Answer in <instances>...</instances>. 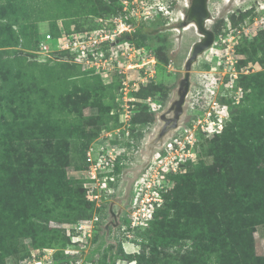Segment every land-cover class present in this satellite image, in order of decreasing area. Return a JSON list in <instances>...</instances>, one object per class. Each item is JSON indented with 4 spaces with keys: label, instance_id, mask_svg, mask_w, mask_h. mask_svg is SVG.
Segmentation results:
<instances>
[{
    "label": "rangeland",
    "instance_id": "374dc122",
    "mask_svg": "<svg viewBox=\"0 0 264 264\" xmlns=\"http://www.w3.org/2000/svg\"><path fill=\"white\" fill-rule=\"evenodd\" d=\"M5 1L0 0V3ZM15 1H22L21 5L24 7L18 21L31 24L32 19L27 16L29 14L32 18L35 15L44 19L36 23L39 37L50 33L54 40L49 43L52 50L49 56L37 54L32 48H24L18 44L5 47L11 60L21 59L19 63L14 62L12 75L34 81L39 88L47 86L49 90L43 91L49 94L47 98L52 101H58L63 88H72L74 82L80 84L88 79L96 88L97 99L101 102L99 104L105 105L103 108L90 105L83 109L84 120L80 130L82 136L92 138L87 148L92 149V157L98 155L100 148L105 145L109 146L107 151L114 154L120 148H128L130 144L131 146L128 148L130 160L120 169L116 189L107 194L104 190L100 192V188L89 192L84 187L85 181H88L84 170L87 168L86 156L83 167L76 169L79 161L75 159L76 148L70 143L69 159L66 158L63 164L68 186L65 191L69 195L72 189L71 194L75 195L79 187V213L73 204L67 207L64 203L66 207L61 204L56 209L72 211L69 220L51 217L45 221L34 216L26 225L18 226L13 222L3 226L0 230L3 238L0 246L5 256L0 259V264H144L139 261L146 258L155 262L161 260L165 264H215L225 255L226 248H223H228L232 240L237 238V242H244L243 256L247 259V264H264V221L254 225L250 243L241 240L242 236H237L246 226L245 222L239 221V227L233 223L226 225L221 214L213 211V208L201 212L196 209V203H191L190 214L196 220L192 225L195 240L184 239L168 243L163 234L169 228L167 213L170 206L167 204L173 199V188L180 183L181 175H190L185 183H180L179 188H185L181 194L194 193L197 198L193 202L208 194L220 207L229 202L225 193L231 191L228 185L230 182L225 180L222 189L219 188L217 193L211 188L217 184H205V191L199 185L193 165L199 160L205 162L207 169L203 177L207 174L210 177V173L215 171L214 165L219 163L211 151L209 141L219 137L230 120L231 108L238 104L243 95L242 86L239 84L241 76L264 69L262 51L258 53L260 59L247 58V54L239 51L243 44L249 50L255 36L264 30V0H208L210 18L206 26L214 32L215 39L212 46L192 64L191 86L179 126L163 136L161 145L154 144L163 124L160 114L176 99L178 83L185 71V62L190 56L193 44L202 38L196 27L186 22L190 0ZM104 2L121 5L122 12L112 13L108 17L102 16V20L90 14V9ZM248 9H252V14L241 19V13ZM105 18H112V21L108 22ZM233 21L237 23L234 24ZM94 22L97 26L92 29L96 28L102 38L105 39V35L114 37L115 34L117 36L113 40L119 39L118 42L108 43L113 44V58H117L119 63L115 68L109 64L110 69L104 70L101 75L94 73V70L86 73L89 68H85L84 62L77 63L74 58L66 60L68 51L59 50L64 46V38H60L62 34L72 37ZM121 23H126L124 28ZM3 24L9 25V22L4 20ZM138 27L144 30L142 45H137L133 37ZM13 28L18 30L20 27L14 25ZM120 29L123 30L121 33ZM97 52L104 50L99 49ZM58 61L68 64H60ZM102 62L101 60L98 63ZM43 64L52 66L53 70L42 72ZM150 85H159L161 88L149 93ZM147 111L151 116L145 122L142 119ZM256 111L264 113V100L260 101ZM115 116L118 118L117 122L114 120ZM120 118H126L127 121L121 123ZM213 120L222 124L220 131L210 130ZM203 125L208 126L210 132L206 134L209 135L202 133ZM46 134L50 136V131ZM175 139L178 151H174L173 155L180 152L179 146L186 144V151L191 152L190 158L181 164L180 170L160 177L162 172L167 171L161 168L162 159L168 153L164 144ZM25 140H30L29 132H26ZM19 146H9L6 158L13 162V167L19 172L23 171L24 166L22 156L31 151L41 167L62 162L53 158L42 145L37 150L32 148L26 151L29 150V142H23L24 154L16 156ZM242 156L245 167H251L253 171L256 169L263 177V158L257 148L242 149ZM236 158L234 155L233 159ZM188 162L192 164L188 165ZM217 167L219 170L218 165ZM23 175L19 174L20 177ZM138 179L145 180L144 183L151 179L149 184L160 190V200L154 205L152 217H146L145 223L142 219L140 225L132 227L127 222L131 205L135 197L141 194L138 204H141V198L144 197V183H137ZM51 194L55 195L53 201L56 202L58 194L55 191ZM259 204L258 200L253 201L254 208H258ZM155 218L160 226L154 229L149 240L142 233L156 224ZM230 227L235 228L230 230ZM158 230L163 232L160 233L163 241L153 242ZM126 254H132L133 257L127 258Z\"/></svg>",
    "mask_w": 264,
    "mask_h": 264
},
{
    "label": "trees",
    "instance_id": "16d2710c",
    "mask_svg": "<svg viewBox=\"0 0 264 264\" xmlns=\"http://www.w3.org/2000/svg\"><path fill=\"white\" fill-rule=\"evenodd\" d=\"M97 1L102 2L103 0ZM21 4L22 1L14 2V0H6L0 3V230L3 226L13 222H16L18 226L26 225L34 216L45 221L51 217L69 220L73 212L69 209L66 212L56 209L61 204L64 207L73 204L79 213L77 205L79 187L76 189L78 193L75 195L71 194L72 189H70L69 195L65 191L68 186L66 185V171L63 164H65L66 158L69 159V145L71 143V146L76 148L77 156L75 159L79 161L76 164V169L83 167L86 150L92 140L91 136H82L81 134L80 128L84 120L83 109L90 105L99 108L105 107L104 104H99L101 102L97 99L96 88L93 87V83L87 81L88 79H84L80 84L74 82L72 88H63L58 101H52L47 98L49 94L43 91L48 89L47 86L39 88L34 81L25 80L20 75H12L14 62L19 63L21 59L19 61L17 58L11 60L5 47L18 44L24 48L36 50L41 39L37 32L36 23L44 20L35 15L32 18L29 14L27 16L32 19L31 24L20 23L18 18L22 15L21 11L24 8ZM120 12H122L121 5L116 6L114 3L108 2L90 9V14L95 15L96 18L108 17L112 13L118 14ZM251 14L252 9H248L241 13V19ZM4 20L9 22V25L3 24ZM233 22L234 24L237 23L236 21ZM14 25H19L20 28L16 30L13 28ZM95 26H97L96 22L87 27L86 30ZM143 34L142 27H138L134 31L133 37L136 39L137 45L144 43ZM251 45L248 50L246 44H243L239 51L247 54V58L255 59L258 57L260 59L258 53L262 51L264 55V30L255 36ZM28 63L32 64V62ZM58 63L68 64L61 61ZM33 64H37V62H33ZM45 64H43L42 72L53 70L52 66H45ZM75 66L78 67V65ZM85 72L90 73L93 70L88 69ZM95 77L99 80V76L96 75ZM239 84L243 89L240 101L234 108H231L230 120L224 126L219 137H214L209 141L211 151L218 159L219 170L215 164V171L210 173V177L209 174L203 177V173L207 169L205 162L199 160L193 165V172L197 174L196 177L200 181L199 185L204 190L205 184L209 183L212 186L217 184L211 187L217 193L225 180L230 182L228 185L231 187V191L225 193L229 201L228 204L220 207L215 200L212 201L209 194L193 202L197 198L194 193L181 194L185 188H179L180 183H185L190 175L180 174V183L173 188V199L167 204L170 206V211L167 213L168 231L163 233L158 230L153 242L163 241L160 233L165 234L168 243L180 242L184 239L195 240L192 225L195 224L196 220L194 221V217L190 214L192 208L189 205L191 203H196V209L201 212L210 211L213 208V211L221 214L226 225L228 223L238 225L239 221L245 222L246 226L237 236H242L241 240L250 243H252L254 225L264 221V113L256 111L260 101L264 100V69L242 75ZM160 88L159 85H150L149 93L159 91ZM144 114L142 120L149 121L151 114L148 111ZM114 120L117 122V116L114 117ZM49 131L50 136L46 134H49ZM26 132H29V141L25 140ZM32 132L36 133L33 134ZM23 142L30 144L29 150L26 149V151H30L32 148L37 150L42 145L53 158L62 160V162L53 166L41 167L36 162V158L34 159L32 151L22 156L24 154L22 153ZM15 145H20L16 156L21 155L23 159V171L20 172L13 167V162L6 159L9 154V146ZM249 148H257L263 158L261 165L263 177L255 171L256 169L254 171L251 167L248 169L243 163L242 149ZM234 155L237 156L235 160L233 159ZM187 164L191 165L192 163L188 162ZM19 174L24 175L20 177ZM52 191L58 194L56 202L53 201L55 195L51 194ZM255 200L260 202L258 208L253 206ZM47 212L49 214H46ZM156 219V224L142 233L149 240L154 229L160 226ZM233 228L235 227H230V230ZM237 240H232L228 248H223H226L225 255L220 257L215 264H247V259L243 256L245 246L242 243L244 242H237ZM0 241H3L1 235ZM120 249L122 251V248ZM4 256L5 253L0 246V259H3ZM126 257L132 258L133 255L126 254ZM139 262L165 264L161 263V260L155 262L147 258Z\"/></svg>",
    "mask_w": 264,
    "mask_h": 264
},
{
    "label": "built area",
    "instance_id": "2783aa9c",
    "mask_svg": "<svg viewBox=\"0 0 264 264\" xmlns=\"http://www.w3.org/2000/svg\"><path fill=\"white\" fill-rule=\"evenodd\" d=\"M106 21L110 22V18H105ZM99 20H102L99 19ZM106 23V22H105ZM114 24L116 25V22L114 21ZM122 28L125 27L126 23H121ZM117 26V25H116ZM127 29V27L125 28ZM117 29H113V31H116ZM123 30L120 29L119 33H121ZM65 36V37H64ZM117 35L114 34V37ZM63 37L64 40L62 41L64 46H61V49L63 52L66 50L68 51L69 55H66V60H71V58L76 59L75 61L77 63H83L86 65L85 68H89L94 70V73L96 74H102L104 70L110 69L109 64H112V66L115 68L116 65L119 63L117 62V58H113L114 51L112 50L113 44H108L109 42L117 41L113 40L114 37H110L109 35H105V39L102 38L101 34H98L97 29L92 30H84L83 32H79L78 34L67 37L66 33L62 34L60 38ZM54 40V38L51 36L50 33L45 34L38 42V47L35 50V53L37 54H43L49 56L51 53V48L49 46V43ZM110 45V46H109ZM108 46V47H107ZM104 50V52H97L98 50ZM45 57V56H44ZM103 61L102 63H98L99 61ZM111 61V62H109ZM106 63V64H103ZM106 65V66H105ZM138 65V64H137ZM128 67H131L128 66ZM126 118L121 119L120 122H126ZM214 124L211 127V131H220L222 129V124L217 123L215 120L212 121ZM208 129V126H202V133L206 134V132H210ZM209 135V134H206ZM131 143V142H130ZM167 150V154L162 159L163 163L161 168L166 169L167 171H164L160 174V177L166 176V173H169L171 171L176 172L180 170L181 164H184L191 155V152L186 151V144H183L180 147L179 151L176 152L177 154L173 155L174 151H178L177 149V139L171 140L168 143L164 144ZM115 146V145H112ZM131 146V144L128 146V148ZM106 148V149H105ZM126 148V147H125ZM125 148H120L119 152H116V154L111 153V151H107L109 149V146L105 145L104 147L100 148L101 152L95 154V157H92L91 148L86 150V162H87V168L84 169L87 173L85 176L88 178V181H85L84 187L89 190V192L94 191L95 189L100 188V192L104 190L105 193L110 194L112 193L113 189H116L117 179L119 175L121 174V168L125 164V162L129 159V152L128 148L127 151ZM105 150V152H104ZM103 151V152H102ZM169 161V162H168ZM150 180L148 179L145 183V180H139L137 183H144V188L142 189V192L144 197L141 198V204H138V197L134 198V202L131 205L130 213H128L129 218V224L132 227H136L142 223H145L147 218L152 217V214L154 212V205L158 200H160L159 191L157 190L155 185H150ZM89 183L88 185H85ZM94 184V185H92ZM153 193L155 194L153 196ZM96 195V194H95ZM97 197V196H95ZM147 217V218H146ZM145 219V220H144Z\"/></svg>",
    "mask_w": 264,
    "mask_h": 264
},
{
    "label": "water",
    "instance_id": "95a60500",
    "mask_svg": "<svg viewBox=\"0 0 264 264\" xmlns=\"http://www.w3.org/2000/svg\"><path fill=\"white\" fill-rule=\"evenodd\" d=\"M210 18L208 0H190L186 13V22L193 24L202 38L192 46L190 56L185 62V71L179 80L177 97L168 106L167 110L160 114L163 124L155 138L157 145H161L163 136L170 130L179 126V121L184 112V105L191 86V67L198 56L209 49L215 39L214 32L206 26ZM171 114V116H167Z\"/></svg>",
    "mask_w": 264,
    "mask_h": 264
},
{
    "label": "flooded vegetation",
    "instance_id": "af4514ba",
    "mask_svg": "<svg viewBox=\"0 0 264 264\" xmlns=\"http://www.w3.org/2000/svg\"><path fill=\"white\" fill-rule=\"evenodd\" d=\"M98 19H101V17H99ZM110 19H111V21H112V18H110ZM118 40H119V39H117L116 42H118ZM157 142H158V140H156V141L154 142V144L157 143ZM120 213H121V211H120Z\"/></svg>",
    "mask_w": 264,
    "mask_h": 264
},
{
    "label": "bare ground",
    "instance_id": "6f19581e",
    "mask_svg": "<svg viewBox=\"0 0 264 264\" xmlns=\"http://www.w3.org/2000/svg\"><path fill=\"white\" fill-rule=\"evenodd\" d=\"M191 25H193V24H191Z\"/></svg>",
    "mask_w": 264,
    "mask_h": 264
},
{
    "label": "clouds",
    "instance_id": "9594fccd",
    "mask_svg": "<svg viewBox=\"0 0 264 264\" xmlns=\"http://www.w3.org/2000/svg\"><path fill=\"white\" fill-rule=\"evenodd\" d=\"M129 223V222H128Z\"/></svg>",
    "mask_w": 264,
    "mask_h": 264
}]
</instances>
